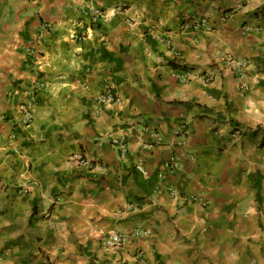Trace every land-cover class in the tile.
I'll return each mask as SVG.
<instances>
[{
    "label": "crops",
    "instance_id": "crops-1",
    "mask_svg": "<svg viewBox=\"0 0 264 264\" xmlns=\"http://www.w3.org/2000/svg\"><path fill=\"white\" fill-rule=\"evenodd\" d=\"M229 58L249 62L245 91ZM107 91L118 101L99 104ZM140 249L264 264V0H0V264H137Z\"/></svg>",
    "mask_w": 264,
    "mask_h": 264
},
{
    "label": "built area",
    "instance_id": "built-area-1",
    "mask_svg": "<svg viewBox=\"0 0 264 264\" xmlns=\"http://www.w3.org/2000/svg\"><path fill=\"white\" fill-rule=\"evenodd\" d=\"M94 17L95 18H104L105 15L100 10H94ZM205 25H206L205 19L200 20V21H195V22H188L187 21L183 24L182 28L184 30H188V29L200 30ZM248 63L249 62L247 59H241L239 61H236L233 58L228 59V64L232 67L233 71L236 73V79L238 81L239 87L243 91H245L247 89V78H248L247 67H248ZM97 101L99 104H104L107 102L108 103H115L116 101H118V98H116V96H114L112 93L107 91V92L103 93L102 95H100L99 98L97 99ZM21 109H22L21 124L23 126H26V127L30 126L34 120V112H33L32 105L31 104H24V106H22ZM188 133H189V130L187 128V125H183V126L178 127L174 130V134L176 136H178V138L181 137L180 138V144L181 145L182 144L186 145ZM112 141H113V143L120 146L123 153L127 152V144L124 143L122 141V139H120L118 137H113ZM72 157H73V159L79 160L81 163H83L85 165H90L92 162V161L86 160V158L81 156V154H79V153H74ZM176 162L177 161L175 158H171V160L168 163L169 167H171V168L175 167L176 168V166H177ZM140 170L143 172H146L142 168H140ZM31 181H32V184L38 185L37 180H31ZM22 190L28 191L29 190L28 185L22 187ZM191 198L197 199V196H191ZM54 202L55 201L52 200L51 205L45 209L44 214L46 217H49L51 215V206ZM134 233L137 235H139V234L146 235L148 232L136 229ZM127 239H128L127 235H125L124 233H122L116 229H112L108 232L107 236L102 240V248L105 251L118 252L119 250H121L124 247V245L127 242ZM0 259H1V257H0ZM134 259H135L137 264H150L148 258L144 254V251L141 249L136 252V254L134 255Z\"/></svg>",
    "mask_w": 264,
    "mask_h": 264
},
{
    "label": "rangeland",
    "instance_id": "rangeland-1",
    "mask_svg": "<svg viewBox=\"0 0 264 264\" xmlns=\"http://www.w3.org/2000/svg\"><path fill=\"white\" fill-rule=\"evenodd\" d=\"M71 156H73V154Z\"/></svg>",
    "mask_w": 264,
    "mask_h": 264
}]
</instances>
